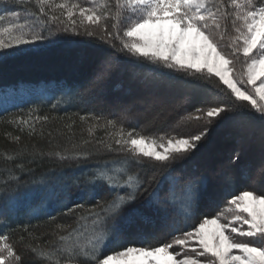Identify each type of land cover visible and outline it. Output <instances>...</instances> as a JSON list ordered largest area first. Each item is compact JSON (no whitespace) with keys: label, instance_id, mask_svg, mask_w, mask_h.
I'll list each match as a JSON object with an SVG mask.
<instances>
[{"label":"snow or ice","instance_id":"snow-or-ice-1","mask_svg":"<svg viewBox=\"0 0 264 264\" xmlns=\"http://www.w3.org/2000/svg\"><path fill=\"white\" fill-rule=\"evenodd\" d=\"M58 33L99 41L115 53L142 60L154 66V76L165 75L161 70L167 69L169 76L179 73L191 77L182 80V86L203 89L209 100L208 106L181 116L171 132L159 135L126 128L123 120L89 113L81 116V121L91 118L95 124L87 129L90 138L80 143L56 144L55 150L47 153L35 145L31 151L23 146L0 152L6 163L45 155L61 162L93 161L84 184L93 196L107 189L102 199L84 214H77L75 226L57 225L53 240L41 243L40 237L29 232L25 241L21 235L18 242L24 244L25 251L39 264H264V188L231 194L220 212L203 217L167 242L154 238L125 245L120 242L123 233L117 226L118 219L131 222L136 216L143 217L140 209L132 207L135 202L145 193L149 196L145 205L150 207L158 200L159 192L149 191L154 183L159 186L158 176L197 149L226 114L252 113L264 133V0H0V52L19 51ZM111 59L102 62L96 85L110 73ZM37 111L30 108L27 118L20 115L9 123L29 137L43 136V129L37 133L36 124L47 122L49 117L37 115L33 119ZM245 119L254 122L251 117ZM189 124L202 130L195 134L175 130ZM96 127L112 131L106 138L93 139ZM5 135L19 145L21 136ZM238 158V154L233 156L234 161ZM148 169H152L150 175ZM31 171L24 163L6 166L4 183L19 181L20 173ZM168 176L173 182L169 199L179 204L187 222L193 216L195 183L184 181L183 195L177 197L174 188L182 178L171 177L170 172ZM40 182L46 180L42 177ZM84 208L83 203L73 204L65 214ZM225 213H230V218ZM0 222L9 221L0 216ZM11 231L14 229L0 231V264H26ZM23 231H28L27 226ZM110 241L113 247L106 253Z\"/></svg>","mask_w":264,"mask_h":264},{"label":"trees","instance_id":"trees-1","mask_svg":"<svg viewBox=\"0 0 264 264\" xmlns=\"http://www.w3.org/2000/svg\"><path fill=\"white\" fill-rule=\"evenodd\" d=\"M108 58H112L111 71L96 85L98 69ZM153 67L134 57L115 53L99 41L72 33H58L45 41L23 46L19 51L0 52V99L11 101L7 107L0 108V152L15 151L23 146L31 151L35 145L47 153L55 150L56 144L64 147L80 143L90 138L87 129L95 124L91 118L81 121L80 117L89 113L123 120L126 128L136 127L143 129L145 134L159 135L171 132L187 112L208 106L209 98L203 89L182 86L181 81L191 80V77H182L179 73L169 76L167 69L161 70L165 75L154 76L151 74ZM236 67L240 69L241 65ZM19 93L24 94L22 100L16 97ZM30 108L38 109L33 119L37 115L49 117L47 122L36 124L37 133L43 129V136L29 137L26 131L21 133L15 124L9 123L20 115L27 118ZM245 117H251L254 122L249 123ZM103 123L101 120L100 124ZM175 130L195 134L202 128L189 124ZM109 131L112 130L96 127L92 138H106ZM6 132L21 136L19 145L11 141ZM236 154L239 158L234 161ZM29 160L32 162L28 163ZM16 163H24L32 171L20 173L19 181L9 179L6 185L5 167L14 168ZM93 167V161L61 162L47 155L35 159L25 156L22 161L7 163L0 158V216L9 221L7 224L0 222V231L14 229L10 235L17 242V251L24 253L26 264L39 262L32 253L25 251L23 243L18 242L21 235L25 241L29 232L40 237L41 243L53 240L52 233L57 225L75 226L77 214H84L91 204L105 196L107 189L93 196L91 188L84 184L86 174ZM262 169L264 133L258 118L247 112L226 114L212 126L197 149L158 176L159 186L154 183L149 189L159 192L158 200L150 207L145 205L149 199L145 193L135 202L132 207L140 209L143 217L136 216L131 222L118 219L117 226L123 233L120 242L126 245L154 238L159 242L169 241L177 232L190 230L203 217L220 212L231 194L246 188H264ZM151 171L148 169L149 175ZM169 172L171 177L182 178L174 188L177 197L183 195L184 181L195 183L193 216L187 222L179 204L169 199V190L173 188ZM42 177L46 183L40 182ZM79 203L85 208L65 214L67 208ZM225 214L230 218V213ZM50 217L56 219L53 221ZM24 226L27 232L23 231ZM112 247L110 241L105 252Z\"/></svg>","mask_w":264,"mask_h":264},{"label":"rangeland","instance_id":"rangeland-1","mask_svg":"<svg viewBox=\"0 0 264 264\" xmlns=\"http://www.w3.org/2000/svg\"><path fill=\"white\" fill-rule=\"evenodd\" d=\"M16 97H17V99L22 100L23 97H24V94L19 93V95H16ZM9 103H11V101H9L8 99H7V100H5V99H0V108H1V107L3 108V106H4V107H5V106L7 107V105H8Z\"/></svg>","mask_w":264,"mask_h":264}]
</instances>
